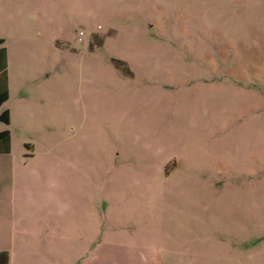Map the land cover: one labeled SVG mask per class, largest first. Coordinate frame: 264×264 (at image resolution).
<instances>
[{
	"label": "rangeland",
	"instance_id": "1",
	"mask_svg": "<svg viewBox=\"0 0 264 264\" xmlns=\"http://www.w3.org/2000/svg\"><path fill=\"white\" fill-rule=\"evenodd\" d=\"M0 39V114L29 104L0 120V250L58 244L38 260L84 264L59 231L7 227L10 200L49 197L99 215L76 244L107 264L129 245L168 264H264V0H0Z\"/></svg>",
	"mask_w": 264,
	"mask_h": 264
},
{
	"label": "crops",
	"instance_id": "2",
	"mask_svg": "<svg viewBox=\"0 0 264 264\" xmlns=\"http://www.w3.org/2000/svg\"><path fill=\"white\" fill-rule=\"evenodd\" d=\"M8 56V55H7ZM9 58L7 57V61ZM9 62V61H8ZM7 62V64H8ZM8 66V65H7ZM7 69V82H8V101L11 97L10 94V86H11V77H10V71ZM18 78L21 79V82L29 81L30 74H27V77H24V75L20 74ZM27 78V79H26ZM19 83L20 89L24 88V85ZM25 89V88H24ZM33 90V89H32ZM41 90V88H40ZM47 88H42V91H47ZM22 94L20 96V100L18 101L17 105L13 108H7L8 112V118L9 123H11L12 115L15 117L17 113L19 115H22V112H29L28 106L25 101V98H21ZM7 102V101H5ZM28 105V106H27ZM5 130V128L0 129V131ZM11 140V138H10ZM10 150V149H9ZM2 154V153H0ZM7 154V153H3ZM1 156V155H0ZM8 173H10V183L13 185L15 183L14 179V172L13 168L8 170ZM131 201H127V203H130ZM84 204H90L92 207L95 206L94 201L86 203L83 200ZM8 217L11 219L7 221V227H10V229H18L20 230H27L30 232L41 231L43 234L47 235L49 233H55L59 231V237L62 240H65V243H71L73 245L72 248H74L73 251H76L78 254H89V256L83 257L82 262L84 264H107L104 261H102L101 257L99 256L101 254V249L92 247L91 244H88L86 248L82 251V245L78 241L79 238L76 236H85L91 239L95 237V235L99 234L100 231V220L99 215L95 216L92 215L88 217L85 212V208L83 204L79 201V199H71V200H57L53 198H49L46 200H39V199H27V198H19L16 200H10L9 206H8ZM11 222V226L8 224ZM118 224V223H117ZM132 224V223H131ZM136 228H139L140 225H134ZM79 242L78 244H76ZM77 245V249H75ZM114 248H118L121 245H116L112 243ZM102 248V247H101ZM33 250H36L32 246ZM40 249V248H39ZM102 249H105L102 248ZM18 252H14L12 257L10 258L8 256V264H46L44 262H40L38 260V256L43 258L44 254L50 253L53 254L51 250H54L55 253H61V247L57 244L56 247L52 249H48L46 247V243L43 247V251L40 252H34L29 248V250L25 249L24 247L21 249H17ZM49 252H48V251ZM4 251V250H0ZM68 250H64V253H66ZM82 251V252H81ZM127 253L128 257L125 260V263L123 264H168L170 260H172L169 256L168 250H165L163 248H153V247H140V246H127ZM173 253V251H172ZM20 254H29V257L32 255H35L38 263H34L31 261L21 260ZM112 254H115L116 259L118 257V253L116 251H113ZM59 264V263H58ZM81 264V263H80ZM83 264V263H82ZM108 264H118V262H112Z\"/></svg>",
	"mask_w": 264,
	"mask_h": 264
},
{
	"label": "trees",
	"instance_id": "3",
	"mask_svg": "<svg viewBox=\"0 0 264 264\" xmlns=\"http://www.w3.org/2000/svg\"><path fill=\"white\" fill-rule=\"evenodd\" d=\"M3 39H0V44ZM8 99V82H7V54L3 47H0V106ZM0 120L8 123V112L4 110L0 114ZM10 149V133L8 130L0 131V153H7ZM0 264H8V253L0 251Z\"/></svg>",
	"mask_w": 264,
	"mask_h": 264
}]
</instances>
